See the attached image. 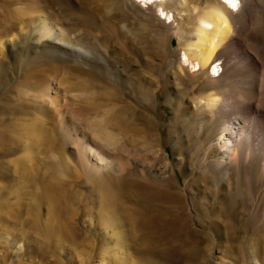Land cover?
I'll use <instances>...</instances> for the list:
<instances>
[{
	"label": "bare ground",
	"instance_id": "bare-ground-1",
	"mask_svg": "<svg viewBox=\"0 0 264 264\" xmlns=\"http://www.w3.org/2000/svg\"><path fill=\"white\" fill-rule=\"evenodd\" d=\"M16 1L5 0V4H0V68L7 54L21 66L17 86L9 96L0 99V121L14 117L13 123L0 127V154L22 150L15 158L0 157V208L4 216L14 223L20 221L24 203L33 195V177L41 158L55 147V136H60L63 146L53 157L54 166L58 163L59 168L73 170V164L76 174L87 179L99 199V223L113 233L106 240L108 246L101 249L98 264H111V259L114 264H197L193 249L206 241L198 227L208 225L213 230L220 227L236 231L238 204L232 194L229 199L223 193L224 186L220 187L227 184L231 189L230 184L236 178V199H255L254 182L264 178V67L256 60L264 61V44L247 37L250 29L262 37L264 22L256 23L257 19L250 17L248 5L242 4L244 0H208L204 9L197 10L184 38L179 72L170 71L166 79L168 88L172 89L170 95L177 92L182 99H185L180 95L183 81L192 85L204 79L190 99H186L193 103L196 112L192 113L191 106L183 103L184 107L181 105L177 112L188 139L199 143L193 161L196 163L188 164L191 168L187 167L189 162L184 154L179 153V170L185 174L191 169L193 175L192 178L185 176L183 186L168 176L170 160L158 142L157 123L150 113L154 93L151 80L157 70L153 61L163 43L156 38L154 25L145 19V23L138 20L128 28L124 17L125 6L129 4H120L123 0L99 5L102 23L98 31L93 29L98 20H94L92 12L86 6L76 8L70 4L71 0H27L28 4H15ZM124 1L154 9L166 23L175 18L166 3L185 6L180 0ZM130 5L134 9L137 6ZM112 12L117 14L111 15ZM120 29L128 30L133 40L129 44L136 45L140 52L144 50L146 53L141 54L148 55V59L138 53V57H131L137 51L133 52L126 38L119 35ZM27 36L43 43L42 46H35L34 52L29 48L24 53L17 46V40H26ZM116 39L124 63L141 66L144 71L140 78L150 80L149 83L137 78L131 82L118 75L124 86L119 85L112 75L108 76L111 71L108 65H104L103 72L81 65L91 64L85 57L100 58L96 63L100 64L105 59L103 49L107 50ZM241 61L246 64L242 65ZM218 76L220 79H216ZM125 90L133 92L138 102ZM2 112H15V116H1ZM159 160L163 164L158 167ZM135 162L144 165V174L145 166L150 169L149 178L153 182L147 180V175L141 180L115 176L125 174ZM193 169L198 172L194 173ZM190 186H194L195 192L190 191ZM5 193L16 195V201L3 200ZM64 193L59 182L48 183L37 217L45 209L51 233L69 244L78 239L79 229L65 223L57 225L55 219L51 222L56 215L53 207L59 204ZM198 193L208 197L211 194L218 203L207 204L205 199H198ZM186 195H191V204L185 201ZM261 199L264 201V197ZM261 220L262 228L258 233L254 231L255 237L249 238L244 264H264V213ZM192 221L197 223L196 227ZM251 224L246 230L249 227L252 230L254 222ZM8 238L20 252L25 249L17 235ZM236 246L244 251L241 245ZM113 251L116 253L111 254Z\"/></svg>",
	"mask_w": 264,
	"mask_h": 264
},
{
	"label": "rangeland",
	"instance_id": "rangeland-1",
	"mask_svg": "<svg viewBox=\"0 0 264 264\" xmlns=\"http://www.w3.org/2000/svg\"><path fill=\"white\" fill-rule=\"evenodd\" d=\"M114 1L115 0H71L72 3L70 4H75L76 8L78 6L79 8L86 6L85 8L89 12H92L90 14L92 17H94V20H98V22L95 23V25H93L94 26L93 29L95 31H98L101 28L100 24L102 23L100 10H98L99 5L110 4L113 3ZM179 2L185 5L184 8L182 6L176 7L173 2L166 3L167 4L166 8L174 11V15H175V18L173 19L174 23L173 22L166 23L163 19H161L157 15L154 9L141 8L139 6V3H135L131 1L127 2L123 0L121 1L120 4H129L125 6L126 16L124 17L126 18L125 23H127L128 28L135 26L134 22L138 20H144L145 23L146 22L145 19H146L147 23H151L154 25L155 27L154 31L156 30L155 31L156 36L158 35L156 38L160 39V41L161 39L163 40L162 46L157 48V54L159 56H157V58L154 59L153 61L154 64L156 65L157 70H155L154 78H152L151 80L152 86L154 88V93L152 99L153 106L150 109V113H152L151 115H154L156 120L155 122L157 123L156 124L157 128L155 129V131L158 133L157 136L158 142L167 151L168 154L167 159L170 160L171 169L169 170L168 176H171L173 181L180 182L183 184V186H185L186 185L185 176L192 178L193 175L192 173H190L191 169L185 172V174L181 170H179L180 169L179 167L181 165L179 153L182 152L184 154V156L188 160L187 162H189L187 163V167L191 168L190 165L196 163V161L195 162L193 161L196 158L195 155L197 154V150L199 149V143L194 139L193 140L188 139L187 134H185L186 133L185 127L181 123H179L180 119L178 118L177 112L179 107H181V105L183 104L191 106L190 110L192 111V113L196 112L195 107H193V103L188 102L187 100L190 99V95L191 96L193 95V93L198 89L197 87H199L200 83L204 79L200 78L199 79L200 81L198 83L194 82L192 85H188L187 82L183 81V85H182L183 87L180 95L181 96L183 95L185 99H182L177 92L176 94L173 92V95H170L171 93L170 90L172 89L168 88L166 79H167V74L170 73V71L173 72L174 74L179 72L178 67L182 63V52H183L182 46L185 45L184 38L187 37V31L191 28V25L195 21L194 17L197 15L199 10H202L206 7V5L208 4V0H180ZM28 3L29 1L27 0H22V1L17 0L15 4H28ZM0 4H5V0H0ZM130 4H137V6H135L134 9ZM242 4H246V6L248 5L247 6V9H249L248 14H250L251 18L254 17V20L257 19L256 23L257 22L261 23V21L264 22V0H244ZM13 8H17V7L14 6ZM116 14L117 12H112L111 15H116ZM147 17H149V19ZM146 24H144L145 28H146ZM82 28L88 30V28L85 26H82ZM145 32L149 33L147 30ZM119 35L124 39L126 38L125 42L128 44L130 48L133 49L132 50L133 52L137 51L135 54H132L131 56L132 58L138 57L139 55V56H143V59L145 58L148 59V55L141 54L142 52L146 53L144 50H141L140 52L138 48H135L136 45L134 46V44L131 45L129 44L130 42H133V40L131 39L128 30L122 31L120 29ZM116 36H117L116 38L119 37L117 34ZM263 36L264 35H262L261 37V35L259 36L258 34H255L253 29H250L247 33L248 39H255L256 41H260L261 43L264 44ZM26 38H27L26 40H24L25 38H21V40L19 39L17 40V46L19 47V49L21 48V50H23L24 53H27V50L29 48L31 49V51L34 52L35 46H40V45L42 46L43 44V43H37L36 41L33 40L32 37L27 36ZM36 43L37 45H35ZM145 45L143 46L144 49H145ZM108 49L107 50L103 49V58L105 59L99 61L100 64L98 65L96 64L97 60H100V58H96L95 60H93L89 57H85V60H88L89 62H91V64L83 63L81 65L87 68L88 70H94L98 72H103L105 67L104 65H108L111 69L110 75L108 76L112 75L113 80H116L117 84L119 85L124 86V84H122L121 80L118 78V75H122L123 78H126L128 81L131 82H135L136 80L134 79L137 78L139 81L141 80L140 82L143 81L145 84L149 83L150 80L144 81V79L140 78L141 71H144V69H142L141 66L137 64L124 63L123 57L121 55V47L118 45L117 39L113 41L111 45H109ZM148 51H149V47H148ZM35 52L38 53L39 51L35 50ZM256 60L258 61V63H260L263 69L264 61L260 60L259 58H257ZM218 63L222 65V61H219ZM242 63H243L242 65L246 64V62H242ZM188 67L189 66L186 65L184 68L187 70ZM0 70H1L0 99L2 100L3 98L9 96L13 88L17 86L21 72V66L17 63V61L13 57L7 54L5 59L3 60L2 68H0ZM173 73H171L172 81L173 83H176L174 81L175 77L173 76L174 75ZM184 77L185 76L183 75L181 79H183ZM219 77L220 76L216 77V79H220ZM125 93L129 94L130 97L135 102L137 101L133 96L135 95L133 92H130L129 90H125ZM2 114L3 115L1 116H5V115H9L10 117L15 116L14 115L15 112H11V113L2 112ZM13 120L14 117L7 119L4 118L3 120L0 121V127L2 128L4 125H9L13 123L12 122ZM54 141H56L57 143L55 144V147H53L52 151L47 152L41 158V162H40L41 165L39 164V167L36 171L37 174L35 173L36 175L34 176L35 179L33 177V195H31V198L29 200L25 201L24 203L25 207H23L22 209L23 216L20 217V221L14 223L9 217L6 218V216H4V210L0 208V215L3 216L1 217L3 219L0 218V236H3L2 237L3 240H0V264H24V263L25 264H98L99 261L98 257L100 256L101 249L106 248L108 246L106 245V240H109L108 238L109 236L111 237L113 236L112 231H107V229L102 227L99 223L100 217H99V213L97 212L100 208L99 199L98 196L96 195V192L93 191L92 185L88 183L87 179L76 174V169H74L75 167L73 164H72L73 170L71 169L68 170V168H66L67 170H65L64 167L59 168L58 163L56 166H54L56 163H54L55 158L53 157L55 154H58L62 151L61 147L63 146L61 145L62 137L55 136ZM190 141H193V143ZM186 144L187 145L189 144L187 146V149H185ZM21 154H22L21 149H15V150L13 149L12 151H6V153H1L0 157L1 158L3 157L5 159L10 157L15 158ZM156 164L157 166L158 165L160 166L163 164V161L159 160ZM188 164L190 165L188 166ZM254 165L256 166V164ZM53 166L56 169L53 170ZM257 167L258 170L260 171V164H258ZM143 168L144 165L135 162L134 166H132L125 174L121 176L116 174L115 176L122 178L129 177L131 179L141 180L143 177H146L147 175V177L149 178L150 177L149 175H151L150 169L145 166L146 174H144ZM62 169H64L65 171ZM193 171L194 173L198 172L196 169H193ZM66 172H68V174ZM256 175H258V171ZM58 176L61 178H59ZM65 178L68 181H66ZM60 180H62L63 182ZM147 180L153 182V180L151 181L150 178ZM50 181L52 183L53 182L55 183V181L59 182V184L61 185L62 189L65 192L64 196L63 195L61 196L64 199L60 198L59 204L53 207V212L56 215H54V217L51 219V222L55 219L57 220L56 221L57 225L60 224L64 225L63 223H65V225L70 224L75 228H78L80 232V236L78 237V239H76V241L74 242H70L69 244L64 242L62 243L61 239L57 234L56 235L58 237L54 236L51 233L52 230H49L50 228H48L49 223H47L45 220V216H44V214L46 215L45 209H44L45 211L43 210L42 212V216L39 218L37 217L39 213V209L44 203L43 199L45 197L44 196L45 187L47 186L48 183H51ZM82 181H84V183ZM232 183L233 184H230L231 189H233L232 192L230 191L231 189L228 187V185L225 183H224L225 185H222V187L220 188L222 189L224 186L225 191H223V193L224 192L227 193L228 195L226 196L229 199H231L230 194H232L233 198L236 201V204H238L236 205L237 217L235 218V222H234L236 231L229 232L228 230H225L220 227L213 230V228L209 227L208 225H205L203 228L198 227L197 229L201 232L202 237H205L206 241L203 242L202 244L200 243L197 247L193 249V251L196 252L197 254V257L195 258V260H197L196 261L197 264H244L245 261L247 260L245 256L247 255L246 253L248 251L246 248H248L249 238L251 239L252 237H255L256 236L255 232L258 233L259 229L262 228L261 219L264 213V201H262L261 198L264 197V178L261 179L259 182L258 181L254 182L255 192H256L255 194H257V196H255L256 197L255 199H253L252 197L251 198L247 197L245 199L237 198L238 199L237 200L236 197L238 196L237 194L238 189L236 188H238V182L236 178H233ZM70 186L72 187V190ZM193 187L194 186H190L189 189L190 191L195 192ZM215 189H216L215 187L212 188L213 191ZM75 195L77 196L75 197ZM205 195L206 194L199 196V193L196 194L198 199L201 198V199H205L203 201H208L207 204H209L210 202H213V204L218 203L217 199H214V197H212L211 194L209 195V197ZM15 198H17L16 195H8L5 193L3 200L14 202L16 201ZM190 198L191 195H186L185 197V201L187 200V203L189 202V204H191ZM61 205L62 208H60ZM14 207L15 206H12V208ZM254 216L256 217L255 221H254ZM253 222L254 224L252 230L249 229L251 227H249L246 230V228L250 226L249 224ZM231 223L233 224V221ZM16 224L19 225L15 226ZM196 224H197L196 222L192 221V225L194 227H196ZM14 234L20 237L22 239L23 245H25V249L22 252L19 251V248L15 247L14 243L13 244L9 243L8 237L13 236ZM235 244L241 245L244 251L245 250L246 251L245 252L243 250L241 251V249L238 246L234 247ZM138 247H140V245ZM115 253L116 252L113 251L111 254H115ZM110 256L108 257L109 259L111 258ZM19 261H22V263H18ZM109 262L111 264H114L113 263L114 261L112 259Z\"/></svg>",
	"mask_w": 264,
	"mask_h": 264
}]
</instances>
